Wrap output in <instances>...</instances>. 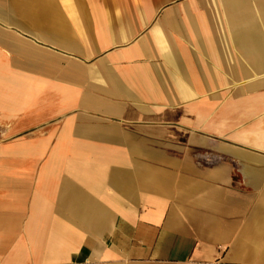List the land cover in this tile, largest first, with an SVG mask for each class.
I'll use <instances>...</instances> for the list:
<instances>
[{
	"label": "crops",
	"instance_id": "1",
	"mask_svg": "<svg viewBox=\"0 0 264 264\" xmlns=\"http://www.w3.org/2000/svg\"><path fill=\"white\" fill-rule=\"evenodd\" d=\"M0 264H264V0H0Z\"/></svg>",
	"mask_w": 264,
	"mask_h": 264
}]
</instances>
